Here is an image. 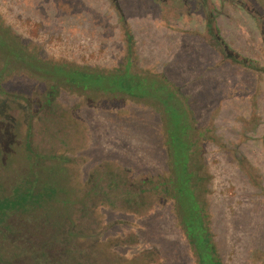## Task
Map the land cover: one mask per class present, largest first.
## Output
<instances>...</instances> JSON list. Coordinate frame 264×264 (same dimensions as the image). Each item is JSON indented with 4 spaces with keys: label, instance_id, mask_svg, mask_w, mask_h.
<instances>
[{
    "label": "rangeland",
    "instance_id": "rangeland-1",
    "mask_svg": "<svg viewBox=\"0 0 264 264\" xmlns=\"http://www.w3.org/2000/svg\"><path fill=\"white\" fill-rule=\"evenodd\" d=\"M0 19L43 58L103 68L121 64L129 27L137 63L177 84L208 129L205 205L222 264H264V0H0ZM208 19L230 53L259 69L223 60L202 34ZM1 82L11 96L0 93V192L27 171L29 121L35 151L73 159L66 171L78 192L97 169L135 181L166 173L160 114L151 107L67 88L45 107L41 79L16 71ZM90 208L66 218L60 205L63 221L42 225L14 216L21 232L10 242L35 253L16 264H32L44 249L50 264H197L173 202L159 191H148L139 211Z\"/></svg>",
    "mask_w": 264,
    "mask_h": 264
},
{
    "label": "trees",
    "instance_id": "trees-1",
    "mask_svg": "<svg viewBox=\"0 0 264 264\" xmlns=\"http://www.w3.org/2000/svg\"><path fill=\"white\" fill-rule=\"evenodd\" d=\"M207 23L208 41L223 60L259 69L230 53L217 34L213 20L208 19ZM125 37L126 54L120 65L112 68L80 66L67 60L41 57L0 19L1 94L11 96L3 89L1 81L22 71L48 84L45 107L52 106L61 88L143 103L160 114L168 159V169L158 179L149 177L135 181L124 178L119 171L97 169L85 190L78 192L69 182L66 171L73 159L35 151L33 124L29 121L25 138L27 171L10 191L0 192V264H16L15 259L22 261L30 253L33 257L35 254L10 242L11 236L21 232L10 221L14 216H31L42 225L52 220L63 221V216L68 218L75 208L81 209L79 213L89 214L90 206L96 202L126 211H139L137 208L144 203L146 193L152 190L173 202L179 227L197 264H222L205 205L210 178L201 159V141L208 129L198 126L192 103L177 84L163 73L137 63L134 37L129 27H125ZM60 205L67 210L63 216L57 215ZM80 233L68 231L71 236ZM38 255L42 256L34 259L32 264H50L45 249Z\"/></svg>",
    "mask_w": 264,
    "mask_h": 264
},
{
    "label": "crops",
    "instance_id": "crops-1",
    "mask_svg": "<svg viewBox=\"0 0 264 264\" xmlns=\"http://www.w3.org/2000/svg\"><path fill=\"white\" fill-rule=\"evenodd\" d=\"M206 33H207L206 30H203L202 34H206Z\"/></svg>",
    "mask_w": 264,
    "mask_h": 264
}]
</instances>
